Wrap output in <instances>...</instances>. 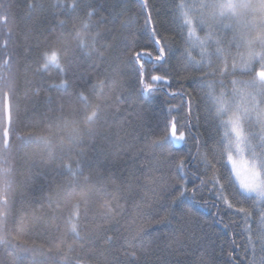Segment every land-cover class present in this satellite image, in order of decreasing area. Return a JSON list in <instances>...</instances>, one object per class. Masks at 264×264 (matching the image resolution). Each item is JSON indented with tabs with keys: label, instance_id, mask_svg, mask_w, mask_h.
Segmentation results:
<instances>
[{
	"label": "trees",
	"instance_id": "obj_1",
	"mask_svg": "<svg viewBox=\"0 0 264 264\" xmlns=\"http://www.w3.org/2000/svg\"><path fill=\"white\" fill-rule=\"evenodd\" d=\"M180 3L203 38L206 29L196 21L209 20L217 0H0V65L8 62L0 71V135L5 93L12 105L9 148L0 142V264H249L253 255L257 261L264 257V202L235 192L228 172L217 165L233 204L228 208L216 199L207 182L213 172L205 174L198 156L199 147L211 160L223 133L208 84L231 98L233 80L253 79L239 64L241 57L264 52V1H250L225 18L231 28L219 32L223 55L215 54L214 43L208 46L214 75L188 62L185 49L200 60V48L185 42ZM89 11L95 12L91 18ZM149 15L156 31L168 37L170 52L162 64L145 57L142 78L134 54L145 48L155 53L151 26H145ZM85 22L89 41L96 38L90 56L74 39ZM54 41L61 42L64 62L72 68L63 77L70 82L67 90L51 87L60 82L57 69L37 70L41 51ZM152 75H166L170 83L153 82ZM148 84L153 90L145 93ZM80 92L89 108L78 99ZM257 99L264 103V97ZM95 106L99 118L89 128L84 118ZM173 120L185 141L153 145ZM74 127L80 129L79 140L71 135ZM243 127L258 146L261 125L255 113ZM182 158L188 187L199 191L172 206ZM77 161L81 170L73 177L65 165L75 169ZM76 199L78 236L67 223Z\"/></svg>",
	"mask_w": 264,
	"mask_h": 264
},
{
	"label": "snow or ice",
	"instance_id": "obj_2",
	"mask_svg": "<svg viewBox=\"0 0 264 264\" xmlns=\"http://www.w3.org/2000/svg\"><path fill=\"white\" fill-rule=\"evenodd\" d=\"M3 5L0 4V7ZM146 7V4L144 5ZM33 7V5H29ZM65 7H68L67 5ZM70 7L75 8V4ZM90 7V6H89ZM216 11L212 13L209 20L201 18L196 21L202 29H206L205 36L201 38L197 35L196 27L194 25V19L190 16L189 12L186 10L185 5L180 3L177 5V11L179 13L178 19L182 21L181 28L187 29V36L185 42L192 46H198L200 48V60H195L192 57L190 48L185 49V53L188 58L189 63H194L198 67H207L208 73L215 74V70L212 69L211 57L213 53L208 51L209 43L215 44V54L217 56L223 55L224 46L222 37L219 35L221 30L231 28L230 24H225V18L234 15L235 5L232 0H217L214 5ZM95 14L94 11H89L88 16L91 18ZM210 21V22H209ZM63 21L60 24L63 25ZM145 26H151L149 39L155 47V53L148 49H142L134 54V59L139 65L140 75L143 78L144 75V65L145 57H148L149 61H153L157 64H162L167 61L170 52L169 39L166 36H161L155 29L151 16L149 15L146 19ZM89 25L87 22L84 23L83 28L78 30L75 34V41L77 46L81 49L85 56H90L96 51L95 36L91 37V42L89 41L88 29ZM99 35V34H97ZM181 36H184L183 31H181ZM27 39V37H25ZM115 39V37H113ZM237 37H233L236 40ZM233 41H229L231 44ZM111 47V45H108ZM30 51L29 48L25 49V54ZM126 55L130 53L125 52ZM103 56V53H99ZM65 57H67V51L62 47L61 42L54 41L49 46L45 47L40 53V64L38 71H47L50 67L57 69L59 75L61 76L60 82L58 84H52V88L67 90L70 86V82L64 79L72 68L69 64L64 62ZM254 62V63H253ZM255 64H259V68L255 67ZM8 66V62L5 61L3 65H0V71ZM225 67H227V62H225ZM233 70L237 68V64L233 62ZM239 67L242 70L254 73L253 79L251 81L240 82L233 80V89L231 93V98H229L225 92L222 90L219 94L216 93L213 84L210 82L208 84L209 95L212 97L216 116L219 120V127L223 129L221 139L219 141V146L213 149V158L210 160L208 153H200L198 147L199 163L204 165L205 174L207 171L211 170L213 172L212 176L209 177L208 183L212 184V188L216 193V199L223 201L228 208H232V201L228 199L225 194V185L220 181L225 179L223 174L217 175L219 169H224L228 172L226 179L229 185L233 188L235 192L241 195L255 197L264 202V103L261 102L257 97H264V52L262 53H251L248 60L241 57ZM223 72V69H221ZM4 77L0 75V79ZM151 80L153 82L170 83L166 75H152ZM243 84L244 87H237L239 84ZM250 89V90H249ZM153 90V85L148 84L144 91L149 93ZM39 91V90H38ZM38 94V92H37ZM78 99L83 102L86 108H89L88 97L80 92L78 94ZM48 102H51V98H48ZM99 106L91 107V110L87 112L84 122L89 128L93 127L98 120ZM4 127L2 135H0V142H2L3 148L7 149L10 144V133L12 124V105L9 93L4 94ZM255 113L257 122L261 125V134L259 136V145H253L250 137L245 133L243 122L246 119H250L252 114ZM227 117V118H225ZM71 135L73 139H80V129L74 127L72 129ZM45 143H50V137L42 136L40 137ZM186 139V134L183 131L177 130L176 122L173 120L170 123V127H166V131L163 133L160 140H153V145L163 147L165 143L171 140L174 144H181ZM257 147L259 151H257ZM171 155V153H169ZM219 165V169L216 167ZM187 166L186 159H180L176 171L177 176L174 177L176 184L172 188L171 205L178 206L185 203V197L190 192L193 199L196 197L199 188L193 186L191 189L188 187L187 172L185 168ZM69 173L75 177L80 172V162L77 161L76 168L73 169L71 164L65 165ZM197 179L200 180V185L206 186L205 180L197 175ZM7 185H5V188ZM82 198V197H80ZM6 203V201H5ZM103 207L110 210V204L105 201ZM72 212L68 217V225L70 226V231L79 235V199H76L72 204ZM239 213H243L247 217L245 209L239 208ZM261 224L264 225V216L261 217ZM227 227V225H225ZM23 231V228L20 229ZM111 241V237L108 238ZM4 241V237L0 235V243ZM249 244H252L251 238H249ZM261 244L264 246V234L261 235ZM59 248V246L57 245ZM249 264H264V257H261L257 261L255 255Z\"/></svg>",
	"mask_w": 264,
	"mask_h": 264
},
{
	"label": "rangeland",
	"instance_id": "obj_3",
	"mask_svg": "<svg viewBox=\"0 0 264 264\" xmlns=\"http://www.w3.org/2000/svg\"><path fill=\"white\" fill-rule=\"evenodd\" d=\"M250 1L255 0H232V3L235 5L234 15H237L240 11H242L243 7H245Z\"/></svg>",
	"mask_w": 264,
	"mask_h": 264
},
{
	"label": "water",
	"instance_id": "obj_4",
	"mask_svg": "<svg viewBox=\"0 0 264 264\" xmlns=\"http://www.w3.org/2000/svg\"><path fill=\"white\" fill-rule=\"evenodd\" d=\"M10 145V144H9ZM8 148H9V146H8Z\"/></svg>",
	"mask_w": 264,
	"mask_h": 264
}]
</instances>
